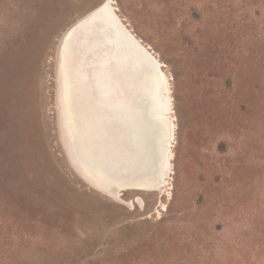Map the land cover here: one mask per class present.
Segmentation results:
<instances>
[{"label": "rangeland", "instance_id": "rangeland-1", "mask_svg": "<svg viewBox=\"0 0 264 264\" xmlns=\"http://www.w3.org/2000/svg\"><path fill=\"white\" fill-rule=\"evenodd\" d=\"M101 1L0 0V264H264V0H115L173 90L161 213L92 189L61 139L58 45Z\"/></svg>", "mask_w": 264, "mask_h": 264}, {"label": "bare ground", "instance_id": "bare-ground-1", "mask_svg": "<svg viewBox=\"0 0 264 264\" xmlns=\"http://www.w3.org/2000/svg\"><path fill=\"white\" fill-rule=\"evenodd\" d=\"M154 54L126 24L116 1L102 0L60 39L57 103L75 174L134 210L145 207L142 194H155L161 213L171 195L177 122L173 90ZM65 57H72L71 67L63 65ZM129 193L135 197L126 199Z\"/></svg>", "mask_w": 264, "mask_h": 264}, {"label": "water", "instance_id": "water-1", "mask_svg": "<svg viewBox=\"0 0 264 264\" xmlns=\"http://www.w3.org/2000/svg\"><path fill=\"white\" fill-rule=\"evenodd\" d=\"M70 46L68 45V46H66V48H65V51L67 52V55L68 54H70ZM71 58L72 57H65V58H63V65L66 67L67 66V62L69 63V65H70V67L72 66V62L70 61L71 60ZM70 59V60H69ZM140 76H138V80H141V78H142V76H143V74L141 75V74H139ZM66 88H67V85L65 86ZM145 102H147V100H145ZM65 104H67V102L64 100V105ZM96 161L98 162V163H100V161L98 160V159H96ZM97 163V164H98Z\"/></svg>", "mask_w": 264, "mask_h": 264}]
</instances>
